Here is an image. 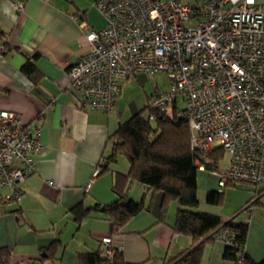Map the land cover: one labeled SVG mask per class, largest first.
Masks as SVG:
<instances>
[{
  "label": "crops",
  "instance_id": "crops-1",
  "mask_svg": "<svg viewBox=\"0 0 264 264\" xmlns=\"http://www.w3.org/2000/svg\"><path fill=\"white\" fill-rule=\"evenodd\" d=\"M94 1L0 0V110L17 114L36 129L42 145L33 156L35 172L17 186L18 199L3 204L11 192L0 188V249L10 251L11 264H79V255L104 249L101 241L109 238L111 248L120 251L127 264H165L174 259L171 264H188L185 256L198 245L173 232L177 205L171 202L161 219V193H150L140 183L117 181L129 199L144 200L146 206L118 233L111 232L103 217L93 214L76 222L71 214L79 204L90 209L115 202V177L129 173L126 158L119 156L107 171L93 176L111 150L109 137L126 120L119 105L111 115L80 109L67 75L68 67L84 53V37L105 25ZM179 1L199 5L204 0ZM255 1L264 5V0ZM16 2L23 3L19 12ZM209 191L201 198L205 203ZM201 199L197 195L198 204ZM262 200L256 205H263ZM236 217L224 221L247 223L245 252L253 261L262 260L264 243L249 248V224ZM224 248L204 241L198 264H234L223 258Z\"/></svg>",
  "mask_w": 264,
  "mask_h": 264
},
{
  "label": "built area",
  "instance_id": "built-area-1",
  "mask_svg": "<svg viewBox=\"0 0 264 264\" xmlns=\"http://www.w3.org/2000/svg\"><path fill=\"white\" fill-rule=\"evenodd\" d=\"M93 5L105 25L84 37V53L67 69L80 109L111 115L120 78L165 75L168 89L152 95L149 108L165 112L171 106L187 123L196 170L217 177L219 188L228 182L253 186L246 210L264 199V5L255 0L199 5L95 0ZM22 7L15 3L18 12ZM41 149L36 129L0 110V187L11 192L3 204L18 199L17 186L35 172L33 156ZM218 151L226 156L224 168L213 155ZM235 236L233 229L220 227L211 240L229 247ZM101 242L111 258L110 239ZM235 264H246L243 251Z\"/></svg>",
  "mask_w": 264,
  "mask_h": 264
},
{
  "label": "trees",
  "instance_id": "trees-1",
  "mask_svg": "<svg viewBox=\"0 0 264 264\" xmlns=\"http://www.w3.org/2000/svg\"><path fill=\"white\" fill-rule=\"evenodd\" d=\"M28 68L26 69L29 70ZM147 109V117L143 116L144 112L141 110L122 123L109 137L111 150L108 155L102 157L95 169V176L100 175L108 170V164L117 157L126 158L129 173L126 177L116 176L113 186L117 200L109 205L96 204L90 209L79 204L71 210L74 220L80 222L83 218L95 214L108 220L112 233H118L130 219L146 208L144 200L135 202L129 199L127 189L123 190V187L120 188L117 184L119 178L127 181V185L130 181H135L146 187L150 193H161V219L171 202L177 205L175 221L171 227L173 232L190 237L198 245L185 256L188 264L199 263L202 243L212 241L211 235L220 227H229L236 233L234 244L224 248L225 260L235 264L237 253L243 251L246 264H264V258L253 261L245 252L247 223H237L234 219L224 221L218 216L193 210L198 207L195 168L197 155L190 149L188 125L176 117L174 110L170 117L166 112L152 111L149 105ZM237 186L228 182L225 187ZM222 199V192L209 191L206 194L208 205H219ZM55 243L46 250L49 252L55 247ZM111 251V258H107L105 248L93 253H83L79 255V264H127L120 251L113 248ZM11 257L8 249H0V264H11ZM175 260L165 264H171Z\"/></svg>",
  "mask_w": 264,
  "mask_h": 264
},
{
  "label": "rangeland",
  "instance_id": "rangeland-1",
  "mask_svg": "<svg viewBox=\"0 0 264 264\" xmlns=\"http://www.w3.org/2000/svg\"><path fill=\"white\" fill-rule=\"evenodd\" d=\"M182 3L186 4L187 2L184 1ZM189 25H194V20H192ZM169 83L170 81L167 77L162 74L147 75L138 73L134 78H120L118 80L120 95L117 105H119L121 109L124 120H128L141 110L144 112L143 116L147 117V106L149 105L150 97L159 91L167 90ZM182 108V103H179V109ZM172 110V107L168 106L165 112L171 117L173 114ZM213 147L218 148V143H215ZM214 156L219 161V165L222 168L226 167L227 159L222 151L216 152ZM196 178L198 184L197 195L199 199L204 198L206 190L209 189L211 191L221 189L224 192L223 199L219 205H208L203 201L204 199H201L202 202L199 201L196 211L213 215L216 214L223 220H228L237 214V221L248 222L249 224V248H257V242L264 243V200H262L263 205H256V203H254L250 210H244L252 201L255 191L253 186L238 185L236 188H219L217 177L207 172L200 171H197Z\"/></svg>",
  "mask_w": 264,
  "mask_h": 264
}]
</instances>
